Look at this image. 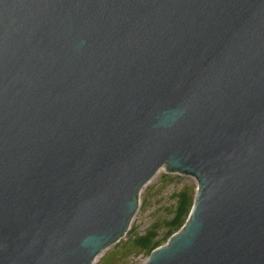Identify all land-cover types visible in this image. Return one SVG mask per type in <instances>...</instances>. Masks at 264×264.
<instances>
[{"label": "water", "instance_id": "water-1", "mask_svg": "<svg viewBox=\"0 0 264 264\" xmlns=\"http://www.w3.org/2000/svg\"><path fill=\"white\" fill-rule=\"evenodd\" d=\"M160 166L144 264H264V0H0V264H92Z\"/></svg>", "mask_w": 264, "mask_h": 264}, {"label": "rangeland", "instance_id": "rangeland-1", "mask_svg": "<svg viewBox=\"0 0 264 264\" xmlns=\"http://www.w3.org/2000/svg\"><path fill=\"white\" fill-rule=\"evenodd\" d=\"M185 188L193 190L195 198L196 179L179 173H170L165 166H160L141 187L137 209L120 242L105 248L92 264H144L149 255L142 251L133 252L127 244L134 235H142L151 225L166 219L168 210L175 201L174 194ZM158 234L159 238H163L165 231L162 229Z\"/></svg>", "mask_w": 264, "mask_h": 264}, {"label": "trees", "instance_id": "trees-1", "mask_svg": "<svg viewBox=\"0 0 264 264\" xmlns=\"http://www.w3.org/2000/svg\"><path fill=\"white\" fill-rule=\"evenodd\" d=\"M193 195V190L187 188L175 193L173 196L175 201L168 210V217L151 225L142 235H134L130 242L126 243L130 250L133 252L142 251L150 255L152 250L161 246L172 234L176 233L188 217L193 204ZM162 229L165 234L163 238H159L158 232Z\"/></svg>", "mask_w": 264, "mask_h": 264}]
</instances>
